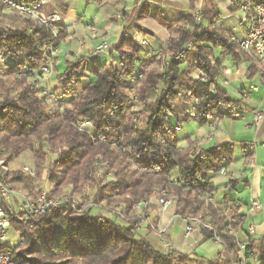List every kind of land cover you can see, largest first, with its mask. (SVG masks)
I'll return each instance as SVG.
<instances>
[{
    "label": "trees",
    "instance_id": "1",
    "mask_svg": "<svg viewBox=\"0 0 264 264\" xmlns=\"http://www.w3.org/2000/svg\"><path fill=\"white\" fill-rule=\"evenodd\" d=\"M139 1L134 0L131 11L123 14L122 35L102 64L94 61L86 73L87 63L94 55L65 61V69L56 76L59 87L53 101L47 95L39 97L29 81L47 63L50 47L61 43L66 33L58 30L55 34L49 25L0 15V56L4 58L0 64V160L12 162L28 150L34 154L40 170L39 162L47 160L44 146L49 144L54 155L47 171L52 192L68 187L70 193L80 194L94 186V202L121 205L125 213L153 195L172 198L176 200V215L197 217L201 222L208 220L228 252L237 254L240 243L235 234L241 231L246 216L239 213V208L225 215L215 201L204 197L213 198L216 188L209 177L232 163L236 145L240 146L244 163L253 164L254 144L264 142V122L255 142L229 141L210 148L189 138L181 146L173 127L183 123L175 111L178 104L183 105L184 121L193 118L201 126L223 118L234 119V115L221 110L220 100L236 104L228 99L221 85L223 66L216 53L236 65L249 62V58L227 32L213 27L222 17L217 0H203L198 20L193 16V0H189L190 12L174 24L158 20L170 33L158 61L153 56L140 59L131 30L148 17L149 9L145 3L138 6ZM227 1L229 12L239 11L240 0ZM153 59L156 68L146 71L133 90L130 78L137 82L139 65L150 66ZM194 72L203 80H194L190 76ZM255 76L264 86V74L252 63L247 79ZM132 92L142 106L137 111L131 110ZM57 98L67 100L66 106H58ZM48 105L52 107L50 111ZM80 121L88 122L93 133L79 130ZM121 146L131 147L130 160L120 152ZM97 156L112 175L111 181L95 177L98 167L93 166V161ZM5 176L10 182L25 184L31 191V179L20 174ZM244 183L248 186L247 181ZM236 185L230 178L229 190ZM228 200L226 195L224 209L228 208ZM117 220L76 216L67 206L42 216L34 228L10 218L11 228L19 233L22 245L14 249L0 246V252L10 251L13 264H52L46 263L41 248L51 253L52 247L61 248L63 242L64 259L54 264H128L130 260L135 264H188L190 256L157 251L138 237L132 220L126 224ZM229 229L232 234H228ZM200 232L206 240L213 237L207 229L201 228ZM104 251L112 254L102 255ZM98 252L101 253L97 255ZM35 255H39L37 260ZM244 256L264 264V237L257 242L249 238ZM227 262L222 257L206 264Z\"/></svg>",
    "mask_w": 264,
    "mask_h": 264
},
{
    "label": "crops",
    "instance_id": "2",
    "mask_svg": "<svg viewBox=\"0 0 264 264\" xmlns=\"http://www.w3.org/2000/svg\"><path fill=\"white\" fill-rule=\"evenodd\" d=\"M24 1L26 3H32L38 0ZM143 3L147 5L149 9V15L146 19L137 24L136 29L141 36L146 38L147 41V47L143 50V53L151 54L152 52L161 50L169 38L167 28L162 27L158 20L174 24L181 16L190 12V3L189 0H140L138 6H141ZM193 4L194 8L192 12L202 8L203 0H193ZM216 4L219 11L222 13V17L214 24L213 27L218 31H225L229 35H241L240 32L242 29H244V24L241 22L242 15L240 10L236 12H229L228 8L230 3L227 0H217ZM133 7L134 0H52L51 3L45 4L41 8V10L46 14H58L60 16L61 22L58 24V28H60L61 30H66L67 34L73 38V43L67 44L66 49L70 48L77 51L82 50L85 54H90L94 53L92 52L94 47L100 43L98 39L105 34H107V39L109 40V49H111L118 43L125 26L123 22V14L126 12H130ZM90 26H93L94 30L97 31L96 35L89 34L86 31L87 27ZM84 44H86L88 48L91 47V50H86V48L84 47L82 48ZM66 49H60V53L58 56L65 55L64 53L66 52ZM70 51L71 53H77V51ZM108 52L104 54L97 52L95 53V56H93V59L96 62L102 64L104 59L107 58ZM216 56L221 60L223 66V71L221 73V84L223 85L224 82H227V85L223 86V88L227 92L228 99L235 102V104L241 110L240 115L235 116L234 119H244L246 117H249V119H251L253 117L252 113L254 110H261L264 112V96H258L254 98V101H252L251 98L252 95H255V91L258 89V87H253L252 83L259 82L258 76H255V78L252 80L247 79L248 68L252 65V63L243 62L236 65L225 56H221L218 53H216ZM60 65V63L57 64L55 68L58 69L59 73L65 69V66L60 68ZM229 88H231V91L234 94H237L238 98L230 96ZM243 93H247V97L244 98L242 96ZM248 94H250V97L248 96ZM182 108L183 106H178L177 113L180 114V116L178 114L180 118H183ZM187 122L192 123V130L189 131L188 135L184 137V140L186 138H189L191 140L198 141L199 145L203 148L222 145L228 143L231 140L227 139L228 137L222 134L218 136L210 134L209 136V133L211 132L209 127L210 124L207 126H201L198 120L193 118L189 119ZM181 127L182 129L178 132H181L183 130V125H181ZM216 128L215 130L217 131ZM260 128L261 125L256 128V130H254L253 136L258 134ZM90 131L92 134L93 129H90ZM180 145H185V141L184 144ZM257 164L258 163H256V156L254 155L253 164L246 167L247 170L251 169L252 172V175L250 174L251 176L249 180H251L252 177L254 178V183L252 182L247 188L251 191V198L248 201L247 212L245 214L246 218L253 219L252 224H248L247 226H245L243 223L241 231L238 234H235V237L237 238V241L240 243V245H243L245 247L248 245L249 238L257 242L264 237V219H259V217L257 216L260 209L257 212H252L251 210V203L253 201L259 203V201L255 199L259 194L256 191H259V186L264 180V176L262 175L264 169L262 168L263 171H260L257 168ZM209 179L214 182L216 177L210 176ZM225 188L228 189V186H225ZM247 189H245V191ZM225 191L226 190L224 189V193ZM218 192H220V190L216 189L215 194H218ZM215 194L213 196V200L216 199ZM222 212L224 213L225 211ZM171 213V209H169L163 215L164 220H168L170 218L168 222L169 240L175 246L176 252L190 255L188 264H200V262L197 263V261L192 259L194 246L201 242H206L207 240L202 241V239L204 238L194 232L191 233L186 239V245L182 246L181 242L183 241L184 235L182 229L183 225L180 219L176 215H172V217ZM239 213L241 214L243 212L241 211ZM97 215L100 217H104V215L101 213H98ZM225 215L228 214L225 212ZM151 217H153V213ZM136 231L140 232V237L148 241L154 249H156L157 251H161L157 236L147 231V229L143 227ZM221 254L222 253L218 254L217 257L219 258ZM247 260L250 262V264H257L255 260Z\"/></svg>",
    "mask_w": 264,
    "mask_h": 264
},
{
    "label": "rangeland",
    "instance_id": "3",
    "mask_svg": "<svg viewBox=\"0 0 264 264\" xmlns=\"http://www.w3.org/2000/svg\"><path fill=\"white\" fill-rule=\"evenodd\" d=\"M0 7H2V6H0ZM40 11L44 15H50V14L44 13L42 10H40ZM195 14L196 13L194 11L193 12V16L196 19ZM0 15H8V16H13V17L15 16L20 21H23V22H27L28 21L27 19H21L16 13H14L13 11L6 10L4 7L2 9H0ZM60 20H61V18H60ZM56 29L60 30V32L64 31L66 33V37L57 46L55 45L53 47H50V50H53L52 53L55 52V55H54V58H53L54 59L53 70L51 71V73L46 74L41 80L37 81V83L34 82V81H29V83L32 84L34 86V88L38 90V96L39 97L47 95L51 101L55 100V97H56L55 94L57 93L56 89L59 87V83L56 82L57 81L56 80V76L59 73L58 69H55L56 65L60 63L61 64L60 68H62L63 66H65L64 64H65L66 60H74L77 57L85 54L82 50H80V51L78 50L77 51V50H73V49H70V48L66 49L67 48V44L73 43V38L67 34L66 30H61L60 28H58V24H57ZM86 31L89 34H92V35H96V33H97V31L94 30L93 26L87 27ZM57 32L58 31L56 30L55 34ZM131 32H132L133 44L139 50V53H140V56H141L140 59H142V58L147 59V58L153 56L155 58V60L158 61V59H159V57L161 55V50H159V51L157 50L155 52H152L151 54L143 53V50L147 47L146 38L141 36L136 28L132 29ZM135 38L136 39L139 38L140 40L141 39L144 40L145 45H143L141 47L138 46L135 43ZM169 39H170V33H169V38H168L166 43H168ZM98 40L100 42L103 41V40H106L107 49H108L107 52L108 51L110 52V49H109L110 48L109 47L110 44H109V40L107 39V34L103 35ZM164 46L162 47V49L164 48ZM83 47L86 48V50H89V49L91 50V47L88 48L86 46V44H84L82 46V48ZM96 47L97 46H95L93 51H92L94 53H90V55H94L95 56V53H97V51H95ZM62 48L66 49V52L64 53L65 55H62V56L60 55L61 56L60 57L58 55L60 53V49H62ZM70 50L77 51V53H71ZM109 52H108V54H109ZM99 53H102V52H99ZM104 53H106V51L103 52V54ZM85 55H88V53H86ZM136 60H139V59H136ZM94 61L95 60L92 58L87 63L86 73H88V71L92 67ZM249 62H250V59H249ZM253 63H255V62H253ZM165 64H167V62H165ZM116 66L120 67L119 65H116ZM257 66H258V64H257ZM150 68H156V63L154 62V59H153V62L150 64V66H147V65L146 66H141V65H139V67L136 70V74L138 75V73H139L137 82L132 83V85H131L133 90L135 88L137 89V87L139 86V83L141 82V80L144 77L145 72L150 70ZM258 68L262 72L261 66H258ZM119 69H121V68H119ZM190 76L192 78H201V80H199V81L203 80V77H199L198 73H196V72H194ZM2 80H5V79H2ZM43 86L45 88L44 91H43L44 93L41 92V89H42ZM252 86L253 87H258V89H259V90L257 89L255 91V95H252V97H251L252 101H254L255 100L254 98H256L258 96L259 97L264 96V86L263 85H261L259 82H254V83H252ZM238 87H239V85H238ZM229 91H230L229 94H230L231 97L238 98L237 94H234L231 91V88H229ZM248 96L250 97V94H248ZM129 97H131V100L133 101L132 104H134L131 107V110L137 111V110L141 109L142 106L137 104V95H136V93L132 92L131 94H129ZM57 101H58V106H61V107L62 106H66V104H67V100H65V99L57 98ZM178 105H180V104H178ZM178 105L175 107L176 113L178 112ZM181 106H183V105H181ZM48 109L50 111L52 109V107L50 105H48ZM178 114L179 113H177V115ZM179 116H180V114H179ZM180 120L182 122H184V123L182 124L183 125V130L181 132H178V136H179V139H180V144H184V137L186 135H188L189 131L192 130L191 129L192 128V123L187 122V121L185 122L184 121V115H183V118H180ZM212 124L214 126V130H212V132L209 133V136H210V134H212L214 136H218V135H221V134L222 135H226L228 137L227 139H229V140L231 139L230 141H232V142H241V141L242 142H245V141H247V142H255V140H256V135L254 134L255 136H253V133H254V130H256L257 127L253 124V117L251 119H249V117H246L244 119H242V118L241 119L240 118L237 119L236 118V119H233V120H231L229 118H223L220 122L213 121ZM179 125L181 126V124H179ZM216 125H217V128H216ZM83 128L84 129H82V131H84L88 135L91 134L90 129H92V127H91L90 124H88L87 126H83ZM215 128L217 129V131L215 130ZM181 129H182V127H181ZM215 131H216V133H215ZM211 137H213V136H211ZM181 146H185V145H181ZM44 147H45L44 151L47 154V160H45L44 162L43 161L39 162L40 170H38L36 165H35L36 164V161H35L36 159H35L34 154L32 152L28 151V150L23 151L21 153V155L17 159L13 160L12 162L3 163L4 165L7 166L8 170H9L7 172V174H9V175H11V174H13V175L20 174V175H23L24 177H27V178L31 179L27 174L23 173L22 168H24V167H27L30 171H32L35 174V177H33L34 180L31 179L32 180L31 191H30V188H28V186H25V184L10 182L9 178L7 177V181L9 183V186L11 188H14V190L17 193L25 194V196L28 195L30 198H32V196L33 197L35 196V191L37 189V184H39V182L43 181L44 184H45V187L50 192L49 195H52V197L54 199H60V197L62 195H66L68 197L70 196L71 198H74V199L80 200V201H83L82 198H86V199L88 198V199H90L89 201H93V197L92 196H93V193L95 191V187L94 186L86 188L80 194H76L74 192H73L74 194L70 193L71 191H70V188H68V187H63V189H61L60 192H56V193L52 192L54 190V188H53V185H51L48 182L47 171H48L49 161L54 158V155L52 153V149L53 148L51 146H49V144H47V146L45 145ZM253 149H254L255 156H256V163H258L257 164V168L260 171H263L262 168L264 169V149L261 147V143L260 144L259 143L254 144ZM120 152L122 153V155H124L126 160H130L131 159V156H130V154L132 153L131 147L121 146L120 147ZM241 158L242 157H241V153H240V148H239L238 145H236L235 146V152L233 154L232 163L229 166L225 167V169L227 170L226 175L225 176H222L220 174L215 175L216 179L214 181V185H215L216 189L220 190V192H218V194H215L216 195V199L213 200V198H212V202L215 201V203L218 205V208L222 209L223 211H225L228 215L230 214L229 213L230 210L233 211L236 208H239L240 212L241 211L243 212L241 214L245 215L246 212H247L248 201L251 198V191L249 189H247V188L249 187V185L252 182L254 183V178L252 177L251 180H249L250 176L252 175L251 169L247 170L246 167H248V166L244 163V159L243 158L241 159ZM101 160H102V158H101ZM101 166L102 167H99V169L95 171V177L98 178V179L111 181L113 179L112 175H110L109 172H107L105 170V168L103 167V163L101 164ZM262 175L264 176V172L262 173ZM230 177L237 182V185H236L235 189H232V190L231 189L229 190V186H228V181H229ZM246 181L248 182V186L244 185L245 184L244 182H246ZM259 181H260V179H259ZM225 186H228V189H226L227 187L225 188ZM224 189L226 190L225 193H224ZM245 189H247V190L245 191ZM256 192H258L259 194H258V196L255 199H257L259 201L260 205H261L259 214L257 216L259 217V219H264V180L262 181L261 185L259 186V191H256ZM256 192H255V195H256ZM215 193H216V191H215ZM226 195H227V199H229L228 200V208L224 209V207H223L224 206L223 205L224 201L223 200H224ZM156 199H167V198H160V197H158L156 195H153L145 202V208H143V209H136L135 208L134 209L133 206L137 205L138 204L137 203V204H134L132 206L131 210L128 213L124 212L123 207L121 205H117V204L105 205L104 203H96V202L95 203L97 204V206H102L103 208H105L106 209L105 212L109 211L108 213H113L115 218L118 219L117 221L120 222V223L126 224V223H128L129 221L132 220L133 221V225L132 226L134 228L135 219L137 220V214L141 213V214L146 215L147 216L146 217L147 220L149 222L153 223V225L157 227L158 224H159L158 221H160V217H159V214H158L159 213L158 212L159 206H158V202H157ZM204 199H206V198L204 197ZM141 202H143V201H141ZM174 202H175V206H176V200H174ZM175 206H174V208L173 207L170 208L171 212H172L171 214H175ZM93 212H98V211L94 210ZM152 213H153V217L154 218L151 217ZM194 218L198 219L197 217H194ZM15 219L18 222L22 223V224L25 223V221H24L25 219H23V221H21L18 218H15ZM252 220L253 219L246 218L245 221H244V225L247 226L248 224H252ZM201 223L208 225L209 221L206 220L205 222H201ZM142 227L147 229V231L151 232L155 236H157V239H158L159 243H160V241H163L164 239H166L167 242H169L173 247H175L172 244V242L169 240V234H167L166 237L158 235L157 232L152 231L146 225V222H144V224H141L139 226V229H141ZM182 229H183V227H182ZM135 230H137V229H135ZM136 235L138 237H140V232L136 231ZM170 238H172V237H170ZM63 244L64 243L62 242V244L60 246L61 248H58V249L56 247H52L53 251L51 253H49V251L46 248H44V247L41 248V251H42V253L45 256L46 263L49 262V263L54 264L55 262H59V261L64 259V255H63V253H61V251L64 249ZM79 244L82 245L83 242L79 241ZM4 245H6L7 247H9L11 249H14L16 247L21 246L22 245V240L20 238L19 233L14 231L12 228L10 230H8L6 235H5ZM160 250L161 251L163 250L161 248V245H160ZM190 252H192V251H190ZM100 253L101 252H98L97 255H99ZM220 253H222V254L219 256V258L224 257L227 260H228V257H234L236 255V253L235 254H231V253L228 252V250H225L222 246H220L218 244L216 245L212 240H207L206 242H203V243L201 242V243L196 244L194 246V252L192 254V259L197 261V263L200 262V264H202V263L206 264V261H210L212 259L218 258L217 256ZM103 254L110 256L112 254V252L111 251H104V252H102V255ZM227 254H229V255H227ZM182 255L186 256L187 254H181V253L177 252V256L178 257H180ZM188 256H190V255H188ZM178 257L176 259L179 260ZM33 258H34V260H37L39 258V255H35V256H33ZM128 264H135V262L133 260H130L128 262Z\"/></svg>",
    "mask_w": 264,
    "mask_h": 264
},
{
    "label": "built area",
    "instance_id": "4",
    "mask_svg": "<svg viewBox=\"0 0 264 264\" xmlns=\"http://www.w3.org/2000/svg\"><path fill=\"white\" fill-rule=\"evenodd\" d=\"M52 0H38L32 3H26L24 0H0V6L4 7L6 10L13 11L16 13L21 19H27L34 24L37 25H49L53 28V33L58 29H56L57 24L61 22L60 17L57 14L44 15L41 13V8L50 3ZM242 15V23L244 24V29L241 30V35L230 34V38L237 45L238 49L246 54L250 59V63L255 62L258 66H261L262 73L264 74V0H241L240 8ZM197 11H195L196 20H198ZM242 25V24H241ZM216 29V28H215ZM135 43L138 46L145 45L144 40H140L139 38H135ZM107 42L103 40L100 44L97 45L95 51L97 52H107ZM53 50H49L48 61L46 64L41 66L38 72H36L35 76H33L32 81L36 82L41 80L46 74L51 73L54 67V55L55 52L52 53ZM4 62V58L0 56V64ZM139 75V74H138ZM136 74V76H138ZM196 81L201 80V78H193ZM131 83H135V78H130ZM227 82H224L222 86H226ZM44 86L41 89V92L44 93ZM46 93V92H45ZM242 96L247 97V93H243ZM221 110L224 113L231 114L234 116H238L241 113V110L238 106L234 104L225 103L223 100H220ZM253 124L258 128L264 122V112L261 110L253 111ZM213 123V122H212ZM210 124V131L214 130L213 124ZM89 123L80 121L79 129H84L83 126H87ZM174 131H180L181 126L176 125L173 127ZM261 147L264 149V142L261 144ZM102 164V160L99 156L95 157L93 161V166L99 167ZM8 168L3 164L2 160H0V246L7 247L4 245L5 235L8 230L11 229L10 218H18L21 221H24L29 224L30 228L37 227L39 224V220L42 216L48 214L54 209H57L62 206H67L71 209L73 214L76 216H84L88 215L91 218L100 217L97 214L101 213L104 215L106 219H112L115 216L113 213L105 212V208L102 206H97V204L93 201H89L90 199L82 198L83 201L76 200L71 198L70 196L62 195L60 199H54L52 195H49V191L45 187L43 181L37 184V189L35 191V196L30 198L28 195L17 193L14 188L9 186L7 181V177L5 176L8 172ZM23 173L27 174L32 180L35 177V174L30 171L27 167L22 168ZM220 175L225 176L226 170L221 169L219 172ZM157 198V197H156ZM209 201H212V197H205ZM158 202L159 210L158 214L160 217V221L158 226H154L153 223L147 220V216L141 213L137 214V220L135 219L134 228L139 229L141 224L146 222V225L152 230L158 233V235L166 237L168 234V220L163 219V215L170 208H174L175 202L171 198L167 199H156ZM145 202H138L137 205H134L135 209H143L145 208ZM260 203L253 201L251 203L252 212H257L260 209ZM97 210L98 212H93ZM175 216V214H171ZM172 216V217H173ZM183 225V241L181 245H186L185 241L188 236L196 232L198 235L200 233V229H207L213 232V237L210 239L214 243L222 246L225 250H227L226 245L221 240L220 236L215 234L212 228L207 225L201 223L198 219L194 217H186V216H178ZM200 233V234H199ZM229 234H232L233 231L231 229L228 230ZM204 238V237H203ZM205 241V238L202 239ZM162 251L164 253H170L172 251H176L175 247H173L166 239L160 241ZM245 246L240 245L238 253L234 257H228L227 264H250V262L244 256ZM229 255V254H227ZM0 264H12V259L10 255V251L0 252ZM204 264V263H202Z\"/></svg>",
    "mask_w": 264,
    "mask_h": 264
}]
</instances>
